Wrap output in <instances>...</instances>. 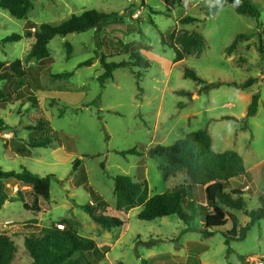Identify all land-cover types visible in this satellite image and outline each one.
<instances>
[{"label": "rangeland", "instance_id": "1", "mask_svg": "<svg viewBox=\"0 0 264 264\" xmlns=\"http://www.w3.org/2000/svg\"><path fill=\"white\" fill-rule=\"evenodd\" d=\"M252 1L260 11L257 18L238 13V2L213 11L220 0H33L24 18L12 17L0 8V73L7 74L0 80V89L10 93L0 100V167L54 175L49 200L40 202V211L24 208L20 200L31 202L29 186L13 178L4 180L9 199L0 206V232L9 235L17 247L13 264L30 263L24 236L51 225L92 239L103 253L96 264H139L142 258L150 264L264 262V218L244 239L227 243L222 231L231 228L229 220L211 236L202 237L201 211L210 208L206 202L195 201L191 224L175 214L152 220L137 217L146 198L188 181L184 170L163 178L164 160L151 155L149 148L170 145L201 128L211 134L214 151L234 150L243 159L247 172L225 182V191L248 185L249 190L244 187L247 210L259 206L257 197L264 193V0ZM91 8L118 14L84 32L54 35L44 58H26L39 23H58ZM186 16L196 20H183ZM130 25L141 33H128ZM185 29L200 32L205 47L198 55L187 54L175 61L168 43L180 49L175 37ZM11 33L21 38L2 41ZM237 34L244 36L228 52ZM133 51L150 64L140 78L135 72L142 68L131 65L116 68L100 83V53L108 61L119 62L128 60ZM89 58L91 64L77 66ZM185 69L207 83L255 80L244 90L220 85L204 91L203 83L184 76ZM63 72L71 74L55 76ZM26 91L36 95L35 107L26 99ZM256 92L257 112L246 118ZM40 120L49 125L37 126ZM44 137L50 138L46 146L31 147L26 154L15 149ZM130 148L139 154L116 152ZM117 174L143 183L136 206L116 208L113 176ZM90 190L106 202L105 208L95 211L118 217L121 225L103 227L81 208L92 200ZM231 212L239 226L249 220L244 210ZM152 239L162 241L147 247ZM80 254L93 258L91 252Z\"/></svg>", "mask_w": 264, "mask_h": 264}, {"label": "trees", "instance_id": "2", "mask_svg": "<svg viewBox=\"0 0 264 264\" xmlns=\"http://www.w3.org/2000/svg\"><path fill=\"white\" fill-rule=\"evenodd\" d=\"M238 2L236 11L240 14L257 18L260 15L259 8L252 0H220L219 4L213 7L217 11L220 7L230 3ZM33 7V0H0V8L6 10L12 17L24 18L28 11ZM117 12H104L97 9H86L79 14H71L68 18L58 22H41L34 29L33 44L26 54V58L34 57L35 59L44 58L47 54V44L54 35L64 36L71 32H84L88 29L101 26L105 21L117 16ZM183 20L195 21V17L186 16ZM139 21V20H137ZM141 33L139 28L129 26L128 33ZM244 36L237 34L232 41L228 52L234 46L236 40ZM21 36L17 33H11L2 39V41H17ZM175 41L180 44V49L168 43L175 53V61L181 60L187 54L198 55L205 47L204 37L200 32L195 30H182L175 37ZM162 42L165 39L162 38ZM107 56L99 55V61L103 72L99 75L100 83L109 79L113 71L119 67L136 65L142 68L141 71L135 72L137 78H140L149 67V62L144 59L138 52H131L128 60L119 62L106 60ZM92 58L78 63V67L91 64ZM2 64L0 63V66ZM70 72H63L55 76L68 77ZM184 76L203 83L201 89L206 91L210 87L228 85L239 90L250 87L254 78H248L243 82H211L207 83L200 78L193 70L185 69ZM7 78L6 73H0V80ZM40 86H35V89ZM180 95H187L185 90L176 91ZM25 93V92H23ZM26 99L29 100L33 107L36 106V95L32 91H26ZM10 93L5 89H0V100L8 98ZM259 93L251 96L250 103L247 107L245 117H251L257 112ZM48 126L47 120H40L37 126ZM0 126H3L0 122ZM211 134L206 128H201L187 132L183 137L177 139L170 145L155 144L150 147L148 152L151 155L162 157V176L168 178L177 172L184 170L188 176L187 183H181L171 190L156 193L146 198L137 217L143 220H152L157 217L175 214L184 223L191 224L194 219L195 201L206 202L210 208L201 211L202 227L200 233L202 237L211 236L215 230L222 227L227 220L231 223V228L222 235L225 241L242 240L245 238L248 230L260 219L264 218V193L258 195L259 206L248 211L247 197L240 188H232L225 191V182L245 172L243 159L240 154L234 150L216 152L211 147ZM50 143L49 137L33 138L26 144H18L15 149L26 154L29 148L37 146H46ZM120 154H139L136 148L116 151ZM78 161L77 159L74 161ZM54 175L41 176L30 170L23 168L21 170H4L0 167V206L9 199L5 189L4 180L13 178L23 185L31 188V202H25L23 197V206L32 211H40L42 200H49L50 197V177ZM115 205L118 210H124L137 205V199L143 190V183L133 180L125 174L113 176ZM201 192V195H200ZM92 200L83 204L81 208L89 214L94 222L109 228L122 224L118 217L110 216L101 211H95V208H105V200L95 191L90 190ZM244 210L249 220L239 226L237 216L231 210ZM105 211V209H103ZM161 239H152L146 246L150 247ZM24 248L30 257L28 264H96L102 257L103 253L99 250L92 239H82L75 231L67 228L59 230L56 226L51 225L45 230L31 232L23 238ZM17 247L11 237L0 232V264H13L16 258ZM91 252L92 259H86L85 255L80 254ZM79 253V255H76ZM88 254V253H86ZM239 259L245 262V258L240 256ZM139 264H150L142 258Z\"/></svg>", "mask_w": 264, "mask_h": 264}, {"label": "crops", "instance_id": "3", "mask_svg": "<svg viewBox=\"0 0 264 264\" xmlns=\"http://www.w3.org/2000/svg\"><path fill=\"white\" fill-rule=\"evenodd\" d=\"M246 172H247V170H245V172H244V173H246ZM244 173H243V174H244ZM243 174H242V175H243ZM231 179H233V178H231ZM231 179H230V180H231ZM187 182H188V181H186V183H187ZM178 185H179V184H178ZM246 186L248 187V189H247V190H249V189H250V188H249V186H248V185H245L244 187H246ZM244 187H242V188H241V190H243V191H244ZM201 223H202V221H201Z\"/></svg>", "mask_w": 264, "mask_h": 264}, {"label": "built area", "instance_id": "4", "mask_svg": "<svg viewBox=\"0 0 264 264\" xmlns=\"http://www.w3.org/2000/svg\"><path fill=\"white\" fill-rule=\"evenodd\" d=\"M256 264H264V262H259V263H256Z\"/></svg>", "mask_w": 264, "mask_h": 264}]
</instances>
